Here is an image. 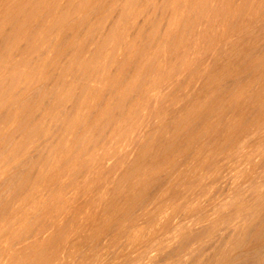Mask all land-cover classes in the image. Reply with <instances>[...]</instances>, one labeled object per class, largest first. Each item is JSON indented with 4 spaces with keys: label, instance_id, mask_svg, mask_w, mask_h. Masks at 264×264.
<instances>
[{
    "label": "bare ground",
    "instance_id": "6f19581e",
    "mask_svg": "<svg viewBox=\"0 0 264 264\" xmlns=\"http://www.w3.org/2000/svg\"><path fill=\"white\" fill-rule=\"evenodd\" d=\"M0 264H264V0H0Z\"/></svg>",
    "mask_w": 264,
    "mask_h": 264
}]
</instances>
